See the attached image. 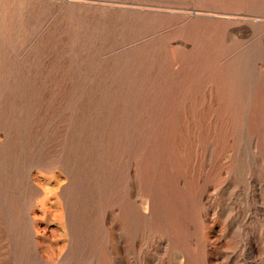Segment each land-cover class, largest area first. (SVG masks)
Instances as JSON below:
<instances>
[{"label":"rangeland","instance_id":"1","mask_svg":"<svg viewBox=\"0 0 264 264\" xmlns=\"http://www.w3.org/2000/svg\"><path fill=\"white\" fill-rule=\"evenodd\" d=\"M0 264H264V0H0Z\"/></svg>","mask_w":264,"mask_h":264}]
</instances>
